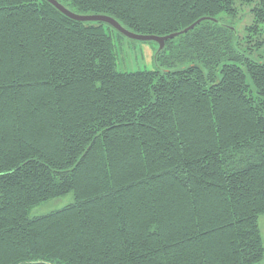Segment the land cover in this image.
Instances as JSON below:
<instances>
[{
	"label": "trees",
	"instance_id": "16d2710c",
	"mask_svg": "<svg viewBox=\"0 0 264 264\" xmlns=\"http://www.w3.org/2000/svg\"><path fill=\"white\" fill-rule=\"evenodd\" d=\"M59 1L144 34L219 22L121 71L108 24L0 0V264H260L264 0Z\"/></svg>",
	"mask_w": 264,
	"mask_h": 264
},
{
	"label": "rangeland",
	"instance_id": "374dc122",
	"mask_svg": "<svg viewBox=\"0 0 264 264\" xmlns=\"http://www.w3.org/2000/svg\"><path fill=\"white\" fill-rule=\"evenodd\" d=\"M227 23V22H226ZM228 24V23H227ZM115 30L113 35L116 42L118 69L121 71H136L143 69H155L158 67L155 55L158 44L155 42H141L132 40L124 35L120 36ZM74 202L73 192L51 198L30 209V216H38L50 211L60 209ZM259 227L264 244V214L259 218ZM264 264V258L260 262Z\"/></svg>",
	"mask_w": 264,
	"mask_h": 264
},
{
	"label": "water",
	"instance_id": "95a60500",
	"mask_svg": "<svg viewBox=\"0 0 264 264\" xmlns=\"http://www.w3.org/2000/svg\"><path fill=\"white\" fill-rule=\"evenodd\" d=\"M50 4H52L55 8H57L61 13H63L65 16L69 17L70 19H73L75 21L80 22H101L106 23L109 26H111L113 29L117 30L120 34L124 35L125 37H128L132 40L141 41V42H155L158 44V49L156 51L155 58L158 53H160L166 45V42L170 39L176 38L180 35H183L192 29H194L196 26H198L200 23L206 20H211L213 22H219L217 18L210 17V16H204L196 21H194L192 24L188 25L187 27L175 31L166 35H155V34H144V33H138L135 31H132L128 28H126L120 21H118L116 18L107 15V14H83V13H77L70 8L66 7L64 4H62L59 0H47ZM31 264H47L46 262H34Z\"/></svg>",
	"mask_w": 264,
	"mask_h": 264
}]
</instances>
